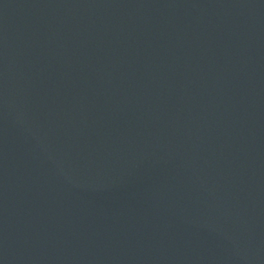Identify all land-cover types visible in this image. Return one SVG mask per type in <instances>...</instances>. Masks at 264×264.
Here are the masks:
<instances>
[{"label":"water","instance_id":"95a60500","mask_svg":"<svg viewBox=\"0 0 264 264\" xmlns=\"http://www.w3.org/2000/svg\"><path fill=\"white\" fill-rule=\"evenodd\" d=\"M0 264H264V0H0Z\"/></svg>","mask_w":264,"mask_h":264}]
</instances>
